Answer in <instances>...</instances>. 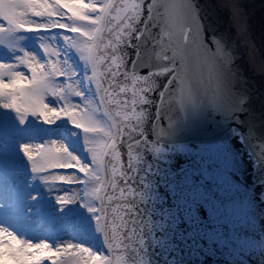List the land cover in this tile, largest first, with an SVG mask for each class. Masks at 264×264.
I'll list each match as a JSON object with an SVG mask.
<instances>
[{
  "label": "water",
  "instance_id": "1",
  "mask_svg": "<svg viewBox=\"0 0 264 264\" xmlns=\"http://www.w3.org/2000/svg\"><path fill=\"white\" fill-rule=\"evenodd\" d=\"M175 3L186 19L163 38L167 53L159 43L163 7L154 22L145 8L143 35L133 33L118 48L128 76L118 82L129 89L120 97L128 101L122 111L141 112L139 120L116 118L124 128L117 140L121 160L105 158V178L117 169L123 186L120 177L131 169L136 190L124 202L131 204L124 215L135 219V231L124 246L113 245L110 261L249 264L241 242L264 240V0ZM187 32L195 34V46L184 39ZM134 77L148 81L151 91L133 106ZM108 109L114 113L115 106Z\"/></svg>",
  "mask_w": 264,
  "mask_h": 264
},
{
  "label": "snow or ice",
  "instance_id": "2",
  "mask_svg": "<svg viewBox=\"0 0 264 264\" xmlns=\"http://www.w3.org/2000/svg\"><path fill=\"white\" fill-rule=\"evenodd\" d=\"M159 7L165 9L166 17V26H161L159 43L161 52L167 53L163 49V38L171 35L170 29L184 26L186 19L183 5L176 4L175 0H164L163 3L151 0L147 4L146 0H122L120 4L114 0H105L99 5L92 3L91 0H5L0 8V44L15 48L18 32L67 29L73 35L66 36L65 39L73 42L91 65V79L95 83L99 103L93 107L91 103L78 106L65 102L59 108L46 103L45 96L49 93L64 99L73 90L71 84L61 87L54 82L56 78L67 75L61 65L58 51L50 45H42L49 58L47 63H41L21 49L23 54L15 57V62H0V108L14 112L18 121V125H10L6 117L0 118V137L10 139L19 128L27 124L30 116L47 124L64 116L75 127L91 134V139L87 142L90 144L94 165H103L105 157L110 154L120 161L121 153L117 148V140L124 133V128L116 118L122 117L123 121L131 118L139 120L141 111L137 113L134 108L131 112L122 111V108H127L128 101L120 97L129 89L118 82L120 77L128 80L127 72L123 70V57L117 54L118 48L133 33H136L137 38L143 35V32L138 31V26L145 18V8L148 19L154 22L158 19L154 12ZM178 8L181 10L179 15ZM94 13L97 14L93 15ZM65 17L68 22H65ZM105 31L107 36L104 35ZM184 39L195 46V34L187 32ZM109 48L111 52L108 51ZM192 51H195V47ZM163 58L169 59L167 55ZM171 58H176V54L174 53ZM21 66L27 67L31 76H26L20 71ZM179 79L182 95L190 96L191 90L185 86L182 73L179 74ZM25 80L28 81V86L23 85ZM131 83L133 94L131 103L134 106L144 100L142 93L151 91V85L142 77H134ZM138 84L146 86L137 88ZM80 94L76 92V95ZM108 105L115 106L114 113L108 109ZM101 108L104 115L113 121L114 132L108 131L97 120V113ZM133 130L139 132V137L147 139L142 129ZM97 134H103L108 139H95ZM143 143L141 140V144ZM17 144L33 173L40 174L41 179L72 183L74 181L70 175L56 172L58 169L70 168L94 179L96 187L87 195L95 198V206H90L89 211L95 214L97 229L105 233L110 251L114 244L124 246V237L131 238L135 231V219L124 215V210L131 207L130 203L124 202L134 200L136 195V190L132 186L131 169L121 175L123 183L121 186L116 178L117 169L111 177L105 178L99 170L82 164L63 144L56 141L40 144L17 141ZM119 167L124 166L121 164ZM77 195L65 194L58 196L57 200L61 204L69 203ZM241 247L247 254L249 264H264V240L247 239L241 242ZM73 249L75 251H72ZM64 254H69L73 258V264H111L107 256L93 253L88 247L73 243L50 246L45 240L33 243L29 239H22L14 230L10 231L8 227L0 225L2 264H41L45 258L54 257L58 258L54 260V264H64ZM121 264H126V259L122 260Z\"/></svg>",
  "mask_w": 264,
  "mask_h": 264
},
{
  "label": "rangeland",
  "instance_id": "3",
  "mask_svg": "<svg viewBox=\"0 0 264 264\" xmlns=\"http://www.w3.org/2000/svg\"><path fill=\"white\" fill-rule=\"evenodd\" d=\"M4 2L5 0H0V8H2ZM100 2L102 4L105 0H100ZM31 18L39 19L37 17ZM16 36L17 41L15 48H10L7 44H0V62H15V57L22 55L23 53L20 50L23 49L33 55L41 63H47L46 59L44 61V59L36 53L35 45H40L43 40L41 35H35L32 32L26 31L24 34L17 33ZM51 40L53 39H50L49 42ZM55 44V49L59 54L58 44ZM50 46L53 45L50 44ZM47 58H49L48 55ZM59 59L61 61L60 54ZM19 70L23 71L26 76H30L27 67L21 66ZM69 73L72 75L70 71ZM5 79H7V77ZM71 79L72 82L76 80L73 79V77H71ZM54 82L56 83L57 80ZM56 84L61 86L60 81ZM23 85L28 86L27 80L23 82ZM72 89L73 90L69 92L64 99H60L49 93L45 96V102L57 108L62 107L65 102L78 106H85L90 102L89 99L76 95V92L80 93L77 84H73ZM1 117H6L10 125H18L16 114L14 112L11 114L10 110L0 108V118ZM97 119L101 126L106 127L107 130L110 131L108 125L99 113H97ZM64 120L69 119L64 116L57 119V121L61 122ZM43 123V121L30 116L27 124L19 128V131L13 134L10 139L5 140L3 137H0V171H2V167L11 169L6 173L2 172V175H0V178L9 187L7 196H4L5 200L0 201V216L2 213H8V211H18L34 207L37 203H42L44 205L46 214L42 216V219H36L35 217L24 222H14L15 224L0 223V225L8 227L10 231L14 230L22 239H29L33 243H39L41 240H45L50 246L62 245L65 243L79 244L88 247L93 253L103 255L99 247L100 237L98 235L95 214L89 211L90 206H95V198L90 197L89 204H85L84 200H81L79 189L74 186L75 181L80 178L78 172L74 170L67 172L64 170L61 172L60 169L56 170L59 174L70 175L74 181L72 183H61L41 179L40 174L33 173L29 162L18 149L17 141L21 143L35 142L34 144H37V141L34 139L35 135L48 138L49 143L56 141L65 146L63 133L59 129L48 132L46 129L50 124L45 123L44 125ZM76 137L79 140L78 147L84 150L86 149L87 152H91L90 144L87 142L91 137L84 140H81L79 135ZM94 138L108 139L103 136V134H98V137L95 136ZM70 153L75 155L74 152L70 151ZM98 170L100 171L99 165ZM95 187L96 182L93 183V190ZM65 194L78 195L69 203H58L57 197ZM61 227L66 233H61L59 231ZM72 251L75 250L73 249ZM55 259L58 258H45L41 264H54ZM63 261L64 264H73V258L70 257L69 254H64ZM0 264H2V261H0Z\"/></svg>",
  "mask_w": 264,
  "mask_h": 264
},
{
  "label": "bare ground",
  "instance_id": "4",
  "mask_svg": "<svg viewBox=\"0 0 264 264\" xmlns=\"http://www.w3.org/2000/svg\"><path fill=\"white\" fill-rule=\"evenodd\" d=\"M199 211H200V208H199Z\"/></svg>",
  "mask_w": 264,
  "mask_h": 264
}]
</instances>
